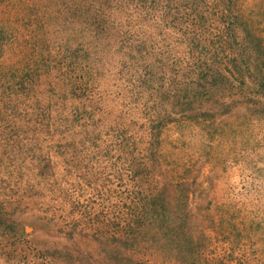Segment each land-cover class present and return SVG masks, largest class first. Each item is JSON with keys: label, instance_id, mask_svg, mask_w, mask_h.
Wrapping results in <instances>:
<instances>
[{"label": "rangeland", "instance_id": "374dc122", "mask_svg": "<svg viewBox=\"0 0 264 264\" xmlns=\"http://www.w3.org/2000/svg\"><path fill=\"white\" fill-rule=\"evenodd\" d=\"M0 264H264V0H0Z\"/></svg>", "mask_w": 264, "mask_h": 264}]
</instances>
